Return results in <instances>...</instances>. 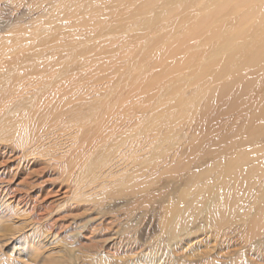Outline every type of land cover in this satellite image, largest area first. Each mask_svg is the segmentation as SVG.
<instances>
[{
	"label": "bare ground",
	"instance_id": "6f19581e",
	"mask_svg": "<svg viewBox=\"0 0 264 264\" xmlns=\"http://www.w3.org/2000/svg\"><path fill=\"white\" fill-rule=\"evenodd\" d=\"M5 151L0 264H264V0H0Z\"/></svg>",
	"mask_w": 264,
	"mask_h": 264
},
{
	"label": "rangeland",
	"instance_id": "374dc122",
	"mask_svg": "<svg viewBox=\"0 0 264 264\" xmlns=\"http://www.w3.org/2000/svg\"><path fill=\"white\" fill-rule=\"evenodd\" d=\"M61 51V50H60ZM66 56L67 57H74V53H68V54H66ZM12 154V155H11ZM7 153V151H5V153H2L1 155H2V158H1V155H0V159H2V162L3 163H1V160H0V171H3L4 170V167H6V166H8L9 164H11L12 162H13V158H12V156H13V154H16V152L15 151H12V153ZM7 155H9V156H11V159H8L7 160ZM5 156V157H4ZM4 157V158H3ZM4 159V160H3ZM7 160V161H6ZM45 171V172H44ZM48 170L47 169H43V171H41V170H38V172H36V175L35 174H32V176H33V180L35 181V182H38V183H41V181L43 182V180H42V178L40 177V176H43L44 175V173H46ZM4 173L6 172V171H3ZM40 172V173H39ZM41 173H43V175H41ZM38 174V175H37ZM38 176V177H37ZM40 179V180H38V179ZM45 180H46V182H45V184L44 185H48V184H51L52 183V181H50V179H46L45 178ZM60 181V180H59ZM37 184V183H36ZM35 184V186H33V187H29V191L27 192V193H33V192H35L38 188H39V184H37L36 185ZM42 184V183H41ZM55 186V185H54ZM36 187V188H35ZM35 188V189H34ZM18 189V193H19V191L20 190H22L23 192H24V190H26V189H24L23 187L21 188V187H18L17 188ZM31 190V191H30ZM33 190V191H32ZM22 191H20V192H22ZM26 192V191H25ZM9 202H12V200H9ZM13 219L14 220H12V222H7V223H5V221L3 220V222H1V223H3V224H1V225H3V228L2 229H4V226H6V224L7 225H10L11 223V225L12 226H15V228H16V226L17 227H19V228H21L22 227V225L23 224H21V223H23L22 221H24L25 219H26V217H24V216H13ZM68 221H70V223L68 222ZM14 222V223H13ZM5 223V224H4ZM68 223V224H67ZM74 221H72L71 222V219H70V217H69V219H67L66 220V226L64 225L63 226V228L62 229H59L58 230V234L54 237L55 239L59 236V234H61L62 235V233H64L63 235H65V231H67V230H71V231H73L72 229L74 228V227H76L79 223L78 222H75L74 224ZM77 223V224H76ZM21 224V225H20ZM25 224V223H24ZM28 225V224H27ZM73 225H75V226H73ZM155 225H156V222H152V227H151V229H154V227H155ZM69 226V227H68ZM8 227V226H7ZM68 228V229H67ZM72 228V229H71ZM115 229H113V228H111V229H109V230H105L103 233L106 235V236H103V243L102 244H100L101 246H103V245H112L113 243H114V241H116V239L114 238V239H111L110 240V238H111V234L112 233H114V230H116V227H114ZM2 229H0L2 232H4ZM29 229V227L28 228H26L25 230H28ZM1 231H0V235H2L3 233H1ZM70 231V232H71ZM5 232H6V230H5ZM4 232V233H5ZM60 232V233H59ZM69 231H67V233H68ZM69 232V233H70ZM106 233H108V234H106ZM45 234V233H44ZM47 234H50L49 232L47 233ZM20 235V233H16L15 234V236H19ZM62 235V236H63ZM62 236H60L59 238H57V240L59 239L60 241H62V239H61V237ZM91 236H93L94 238L97 236V233L96 232H91ZM114 236H117L116 234H112V237H114ZM106 239H105V238ZM1 238V237H0ZM43 238H44V240L43 241H48L49 240V236L48 237H46V235H44L43 236ZM42 238V239H43ZM46 238V239H45ZM54 238H52V239H54ZM63 238V237H62ZM202 238V236L199 238V239H201ZM51 239V240H52ZM54 239V240H55ZM100 239V237H96V241L94 240V242H97V240H99ZM102 239V238H101ZM108 239V240H107ZM199 239H196V240H194V241H192V242H190L189 244H188V242H184V244H183V250H181L180 251V254H184V253H187L188 254V256H189V258L190 257H192V258H188V261H191V262H195V260L197 259H199V257H198V255L196 256V255H194V254H191V252H192V249L193 248H196L197 250L195 251V253L196 254H203L204 252H208L207 250H209V252H213L216 248H215V244H217L218 242L215 240V241H213L215 244L213 245V243H212V245L211 244H209V241H208V243H207V239H205L204 241H202V242H199L198 240ZM203 239V238H202ZM206 241V242H205ZM12 242V241H11ZM11 242H9V243H7V247L5 246V248L4 249H1V252H8V250L11 248V246H12V243ZM105 242H108L107 244L105 243ZM200 243V244H199ZM233 244L231 245V247H230V249L228 250L232 255L235 253V250H239V249H241V244L239 243V241H235V242H232ZM236 243V244H235ZM59 245H58V248L60 247V245H62V244H64L63 242L62 243H58ZM185 245V246H184ZM201 245V246H200ZM234 245V246H233ZM192 246V247H191ZM217 246V245H216ZM54 247V245H52V246H49L48 247V249L47 250H49V251H52L53 249H56L55 247ZM189 247V248H188ZM212 247H214V248H212ZM102 248H104V246L102 247ZM212 249H213V251H212ZM206 250V251H205ZM211 250V251H210ZM184 251V252H183ZM203 253H202V252ZM90 253H91V251H89ZM199 252V253H198ZM125 254H127V253H123V255H125ZM221 254H223V255H225V256H227V254H225V253H221ZM197 257V258H196ZM30 264H33L32 262L30 263Z\"/></svg>",
	"mask_w": 264,
	"mask_h": 264
}]
</instances>
